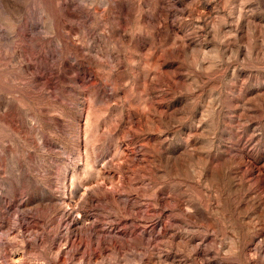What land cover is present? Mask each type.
<instances>
[{"label": "rangeland", "instance_id": "374dc122", "mask_svg": "<svg viewBox=\"0 0 264 264\" xmlns=\"http://www.w3.org/2000/svg\"><path fill=\"white\" fill-rule=\"evenodd\" d=\"M0 264H264V0H0Z\"/></svg>", "mask_w": 264, "mask_h": 264}]
</instances>
